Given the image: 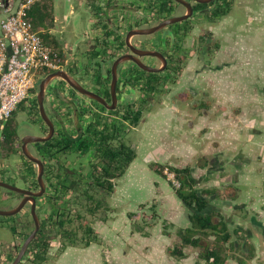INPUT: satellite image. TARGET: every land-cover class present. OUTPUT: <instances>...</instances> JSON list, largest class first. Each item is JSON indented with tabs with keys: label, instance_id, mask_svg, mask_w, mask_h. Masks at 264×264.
I'll return each mask as SVG.
<instances>
[{
	"label": "rangeland",
	"instance_id": "rangeland-1",
	"mask_svg": "<svg viewBox=\"0 0 264 264\" xmlns=\"http://www.w3.org/2000/svg\"><path fill=\"white\" fill-rule=\"evenodd\" d=\"M82 2L83 0H54V14L59 17V29H61L62 32L61 37L63 38L62 40H64L63 43L67 41L71 42L73 45H77V47L74 48V53L82 58V62H86L87 59L83 57V54L89 49L86 35L91 29L92 14L86 6H82ZM250 2L251 0H246L244 3H241V1L239 3L237 0L239 4H235L234 9L227 17L229 20L231 19L229 22H234L235 19V24H250L253 14H251L249 10L244 9L245 5L247 6ZM254 15L255 17L252 20L253 25L250 27L252 28L251 34H255L254 29L256 25L259 27L264 26V3L260 7H257V11H255ZM157 34L159 35L161 33H155V35ZM148 36L139 35L138 37L147 38ZM150 37H152V35ZM257 39L260 40L261 37H257L255 40L256 43L251 47L259 53L263 38L260 41ZM89 43L91 45H98L95 40ZM227 50L231 51V48H223L221 52L222 58H220L221 61H224L226 56L228 59L229 55L237 54L235 53V48L232 52H226ZM234 58L237 62L234 70L239 73L242 60L237 55H234ZM152 60L157 62L156 59L152 58ZM64 68L67 71L70 70L68 65ZM171 75L174 77H171L168 83L160 87L159 93L157 92L159 95L156 93V98L154 100H144V91L140 88L122 90V100L129 98V102H131L134 107V112L136 109L142 110V117L138 124L134 121H130L129 125L125 127L126 130L122 128V131L125 132L126 139L137 149L139 157L137 161L132 163L125 177L117 182V187L114 192L111 194L106 192L100 193L101 195L97 194V197L103 198L104 200V204L100 209L101 211L99 210L94 223L95 229L102 239L101 243L93 244L88 248L75 246V250H70L68 248L67 253L62 252L60 260L56 261L54 264H66L69 258L72 259L71 261L73 264H194L198 259L199 248H187L188 256L182 260H178L169 254L168 249L170 247L180 244L178 230L180 227L189 224L186 217L187 208L183 203L177 200L176 196H174V190L169 183L168 175L167 179L157 175L151 168L150 163L152 161H158L162 164L181 167L186 165L191 166L194 176L199 180L198 189L203 190L205 187L209 186L215 187L216 194L221 197L217 204L222 205L223 197L228 198L230 193L229 189L223 185L224 182L221 172L217 171V169L221 167L217 165L218 162L224 160V157H227V155L224 152L222 137L218 136L220 131L216 129L220 128V125H218L219 120L230 115V113L227 115L225 114L228 109L232 107L231 104L230 106L224 104L227 95L226 90H232V94L237 99H242L243 91L246 97H248L251 94L249 92L252 91L248 89L249 87L244 80L236 81V76V79H232L234 82L230 88V86L227 85L228 83L226 84V80H229V77H226L227 73L225 72L224 74V71L210 75L206 73L197 75L195 72L185 73V75L181 77L179 72L178 74L175 72ZM42 78L43 75L40 74L36 78V94L39 91ZM80 79L83 84L95 88V86H92L93 84L89 82L87 76L82 75ZM63 84L65 83L59 81V78H54L47 87L46 93H52V95H49V97L47 95L45 98V107L49 113L52 111L53 104L60 102V100L56 98L59 97L63 89ZM184 84L187 86L189 85V87L186 88V90H181V86ZM192 87L196 92L194 93L195 95L193 94V98H185L190 102L183 101V98L179 99V102H177V100L174 101V97H177L176 93L179 91H183V94L186 93V96H189L187 94H191L190 92L192 91L190 89ZM241 87L244 89L243 91ZM54 96H56V98L52 99ZM184 102H188V104H184ZM174 103L181 105L182 110H184L182 112L183 122L185 123L183 129H180V116H175L173 114L174 106L170 107V104L174 105ZM232 111H234V107H232ZM164 113L167 115H164ZM190 119H194V121L191 123ZM205 119L208 121L205 122ZM209 121H215L214 126L217 132L215 138H205L203 135L205 132L203 131H200L198 135L197 132L194 133L195 130L190 131L191 127L187 124L191 123L194 124L193 126H196V123L201 122V128L204 126L203 123L207 124ZM12 123L18 131V137L20 139H23L27 134L43 135L46 130L43 119L35 113L30 112L28 103H25L24 107L19 108L15 112ZM20 144L21 141L19 140L15 145L18 147ZM178 146L186 149V151L177 153ZM90 153L91 152L82 158L81 162L83 166H79V169L72 174L73 176H77L80 186H76L72 190L70 189L63 195L60 194L58 200H54L53 202L50 198L51 193L56 195L55 190L50 185L47 186L48 192L46 197H43L41 201L39 199L40 202L37 201L38 214L40 218L42 217L41 219L48 218L51 212L61 213L66 208L75 213L79 208V203L85 202L86 198L83 195V190L87 188V181L90 176L88 165L93 158L91 156L92 153ZM65 155L69 156L67 159L69 163H75V160L80 161V157H78V155L76 156L74 153ZM63 158L64 155L58 157L56 160L58 163H64L65 158ZM208 158L213 164L207 168H202L205 162L204 159ZM18 159L19 156L17 153H9L8 155L6 149L4 150L3 147V154L0 157V172L3 170L5 171V176H2L5 181H10V183L14 185L26 188L32 185V183L31 181L26 182L23 180L25 179L24 176H27V171L24 168H18ZM60 172L62 180H64L63 182L65 183V172H63V169H61ZM53 176L52 174L51 181L56 182L59 178L57 175ZM207 177L211 179L205 182V178ZM157 182L158 184L156 185ZM141 188H143V190L140 194L135 192L137 189ZM237 188L238 192L248 189L244 184H240ZM93 191H95V189L90 188V193ZM97 191L100 192V190ZM20 197V193L0 186V209L7 210L17 207L22 201ZM78 200H80V202ZM153 205L156 207L155 209L158 215L155 219L150 220L154 222L153 226H147L144 221H140L142 225H144L143 229L149 233L148 236H146L138 231V225L135 220L136 217H134L133 213L152 215ZM236 212L240 215L242 214L243 217L247 214L245 208H240V210L238 209ZM19 215L20 216H9L11 218L7 219V221L18 219L21 224L19 226V231H23L22 224L32 221L31 205H26ZM243 219L245 220V218ZM27 229L33 230L34 228L29 227ZM252 229L256 232H261V230H257L254 226H252ZM258 235L262 240V235L259 233ZM54 239L53 245H55V248L52 251L58 252L59 249L56 247L59 246V237L56 236ZM22 241L23 236L20 234L15 239L7 223L0 226L1 245L9 247L13 243L18 247ZM208 241H210V239L205 238L203 243H208ZM74 252L75 256L72 258L71 255H74ZM236 255L238 257H243L241 253H237ZM95 257H97V259H95ZM244 258L247 259L245 255ZM236 261V259L232 258L230 264H236ZM24 264L29 263L26 262Z\"/></svg>",
	"mask_w": 264,
	"mask_h": 264
},
{
	"label": "flooded vegetation",
	"instance_id": "flooded-vegetation-1",
	"mask_svg": "<svg viewBox=\"0 0 264 264\" xmlns=\"http://www.w3.org/2000/svg\"><path fill=\"white\" fill-rule=\"evenodd\" d=\"M186 1L190 2L193 8V13L190 17L183 21L169 24L157 32L148 34L149 36L146 35L148 36L147 38H141L138 37L141 34H134L130 37L128 34L134 29L155 27L167 19L183 16L189 12L188 7L178 0H83L82 6H86L92 14L91 29L86 35L89 49L83 54V57L87 59L86 62H82V58L74 53V48L77 47V45H73L71 42L67 41L63 43L64 40H62L63 38L61 37L62 32L61 29H59V17L54 14V0L42 1V3H49V11L45 18V24L39 27L36 26V28L40 33L42 31H48L50 36L59 42L61 49L66 52L67 64L65 63L64 67L68 65L70 69L68 72L85 88L98 93L105 100V103H102L97 99L91 98L70 86L62 78H59V81H63L65 84H63V89L59 97L56 98V96H54L52 99L56 98L60 100V102L53 104L51 113L46 109L47 114L55 124L53 137H84L88 134L87 128L92 122L100 123L98 128L99 131L107 126H113L114 123L120 124L122 122L121 125L123 128L124 126L127 127L133 118L130 117L132 119L129 120V118H125L124 114L126 109L130 107V112L133 116V105L129 102V98L122 100L121 93L122 90L125 89H142L145 84L144 80H141L136 87L128 83V81L139 76L141 77V75H143L145 80L151 77L150 74L155 76L158 75L162 84L159 86L163 87L168 83L171 77H174L171 74L175 72H177V74L179 72L180 77L185 75V73L194 72L197 75H202L204 73L210 75L224 71L225 74V63L220 60V58H222L221 52L226 46L231 47L236 43L237 46H239L240 38L243 35L241 27H238L240 25L235 24V19L234 22H229L231 19L229 20L227 17L234 9L235 4H239L240 1L244 3L246 0H238L239 3H237V0H232L231 2L230 0H211L210 2H200L199 0ZM228 1L232 4L230 10L224 15H216L215 12L219 10L222 5L225 6ZM167 2L168 4L166 5ZM263 3L264 0H251L250 4L248 3L247 6L245 5L244 9L248 7L257 11L256 7H260ZM104 6H108V8L102 11V7ZM254 17L255 15L253 14V18ZM158 32L161 34L155 35V33ZM151 35L152 37H150ZM50 40L52 41L51 38ZM94 40L98 45H91L89 43ZM138 51L143 54L141 55ZM150 51L156 54H146ZM96 52H98L97 55L95 54ZM121 57L125 60L121 61L117 67L118 100L114 103L111 93L113 77H111L110 81H108V78L110 73L112 76V68L115 61ZM152 58L156 59L157 62L152 60ZM138 60L152 68L163 69L159 72L149 71L138 65ZM90 65L94 66L90 68ZM64 67L60 69H65ZM55 71H50L47 74H43V76ZM82 75L87 76L89 82H91L93 84L92 86H95V88L83 84L80 79ZM236 78V81H239V73L236 74ZM188 87L189 85L187 86L184 84L181 86V90H186ZM190 90L192 92H190L191 94H187L189 96H186V93L183 94V91L176 93L177 97H174V101L177 100V102H179L178 100L181 98H183V101H189L186 99L193 98V94L196 93L193 87ZM107 91H110V96L106 93ZM156 93L150 96L143 94V98L144 100L148 98L149 101L154 100L156 98ZM158 93L157 95H159ZM47 95L49 97L52 93H46V96ZM184 104H188V102H184ZM121 109H123V112H118ZM40 118L42 117L40 116ZM44 124L46 125V130L43 135L40 136L49 134V127L45 121ZM122 137H125V132H123ZM117 140L118 139H114V144H116ZM20 141L21 144L18 147L21 150L19 149L17 152L19 156L17 160L18 168L25 169L26 165L32 166L38 173V164L31 161L23 153V139H20ZM37 143L39 142L29 143L28 146L32 154L42 159L45 163L44 179L47 183L52 180V174L54 176L59 174L54 171L55 169L60 171L61 169L66 170V167H68L69 171L73 170V172H75L79 169V166H83L81 160L84 156H87L89 152L92 153L91 156L93 157L89 162V167L90 163L96 161L95 156L98 158L97 154L95 155L94 148H92L87 152L84 150L72 152L80 157V161L75 160V163H69L67 161L69 156L63 154L65 158L64 163H58L56 159H58L59 155L54 157L52 150L50 152L51 154L46 153L47 156L45 158L41 156ZM72 153L70 152L68 154ZM28 161H31V164ZM55 172L56 175L54 174ZM65 175L68 174L65 173ZM36 181H38V176ZM26 188L35 191L39 190L29 187ZM20 195V198L23 200L25 194ZM26 205H31V202H28ZM33 246L34 245L29 246L19 264H24L26 262L29 264H37V262L34 261V255L31 251ZM54 246L55 245H50L46 253V260L39 264H54L56 261L60 260L62 252L67 253L68 247L61 251L62 245H59L56 247L59 251L53 252ZM21 247L22 245H18L17 247L13 243L9 247L0 244V264H11L18 255ZM34 253H38V251L35 250ZM11 255L14 256L12 260L9 258Z\"/></svg>",
	"mask_w": 264,
	"mask_h": 264
},
{
	"label": "trees",
	"instance_id": "trees-1",
	"mask_svg": "<svg viewBox=\"0 0 264 264\" xmlns=\"http://www.w3.org/2000/svg\"><path fill=\"white\" fill-rule=\"evenodd\" d=\"M231 1L232 0H230V2ZM231 5L232 4L228 1L226 5H222L220 9L215 12V14L224 15L228 10H230L232 7ZM49 6V3H39L31 12L32 19L37 27L43 26L45 24V18L48 15ZM107 8L108 6L102 7V11ZM41 35L45 41L52 43L59 49L60 57L58 61L61 64L65 62L67 60L66 52L61 49L59 42L55 38H52L48 31H42ZM95 54L97 55L98 52ZM93 66L94 65H90V68ZM49 72L50 71H47V73ZM150 75L151 77L146 78V80L143 75H141V77L139 76L135 79H132L128 81V83L133 85V87H136L137 84L141 82V80H144L145 84L142 90L144 91V94L150 96L160 90L159 85L161 84L158 75ZM111 77L112 76L110 73L108 81L111 80ZM36 92L37 91L34 89L32 91V97L23 101L19 105L18 109L24 107L25 103H28L30 112L41 116ZM106 93L110 96V91H107ZM147 101H149L148 98ZM122 110L123 109L118 112L121 113L123 112ZM124 116L125 118H129V120L133 118L132 120L138 124L142 117V110L136 109L132 116L130 107H128ZM12 118L13 116L7 121L3 131L5 136L3 147L4 150L6 149L8 155L9 153L15 154L20 149L15 145L17 141L20 140V138L18 137V131L15 125L12 123ZM121 123H114L113 126H107L103 130L99 131L98 128L100 123L92 122L87 128L88 134L84 137L54 136L49 141L37 143L39 146V153L44 158L47 156L46 153H50L51 150L53 151L52 154L55 157L58 155L62 156L63 154H68L70 152L72 153L83 150L87 152L92 148H94L95 155L97 154L98 156V158L95 156L96 161L90 163V176L88 177L89 179L87 181V188L83 190V195L86 198L85 202H80V200H78L80 202L79 208L75 213H73L71 210H67L68 208H66L61 213L51 212L48 218L42 219L41 229L38 232L36 238L31 243V245H34L31 251L34 255V261H36L37 264L43 263V261L46 260L48 248L50 245H53L55 240L54 238L56 236L59 237V245H62L61 251L70 246L89 247L92 244L101 243L102 239L96 231L94 223L99 210L104 204V200L103 198L97 197V194L101 195L100 193L103 192L111 194L114 192L115 188L117 187V182L125 177L132 163L137 161L139 157L137 149L133 147L131 142L126 139V137H122L123 126ZM125 127L126 126H124V128ZM114 139H118L116 144H114ZM204 160L205 162H202V168L211 166V160L209 158ZM28 162L31 164V161ZM150 164L154 172L165 179H167V174L165 172L166 168L175 174L176 179L180 182V187H175L172 181L169 180L170 185L174 190V195L179 199V202L183 203L187 208L186 217L189 224L187 226L180 227L178 230L180 244L170 247L168 249L169 254L178 260H182L188 256L187 248H199L200 251L198 254V259L194 264H230L231 259L234 257L233 250L236 245V243L233 242V238L241 237L242 231L238 227L231 226L229 221L226 220L223 212L213 208V203L217 202L221 198L216 194L215 187L209 186L205 187L203 190H199V180L194 176L192 172L193 169L189 165L180 167L177 165L162 164L158 161H152ZM217 165L222 166L221 164ZM25 170L27 171V176H24L25 179L23 180L26 182L31 181L32 183V185H30L31 187H28L39 189V183L36 181L37 171L33 169L32 166L30 167L27 165L25 166ZM54 171L60 173L57 175L59 179H57L56 182L50 181L47 183L46 181V185L53 187L56 193V195L51 193L50 200L52 202L54 200H58V196L60 194L63 195L70 189L72 190L74 187L80 186L78 178L72 175L73 170L69 171L68 167H66V170H63V172L68 174L64 177L66 179L65 183L63 182L64 180H62V175L60 172L61 170L59 171L58 169H55ZM217 171L221 172L222 174L221 167H219ZM56 172L54 173L55 175ZM2 176H5L4 170L0 172V179L5 180ZM210 179V177L205 178V182L209 181ZM90 188H94L95 191L90 193ZM97 190H100V192ZM47 192L48 190L42 197H39L37 201L40 202L43 197L45 198ZM155 208L156 207L153 205L152 215L133 213L134 217H136L135 220L136 224L138 225V231L142 232L146 236H148L149 233L143 229L144 225H142L140 221H144L145 225L147 224V226H153L154 222H151L150 220H153L158 216ZM18 216L20 215L18 214ZM9 218L11 217L0 215V226L7 223L8 227L13 232L15 239L19 234L23 236V241L20 244L22 245L25 239L31 233V230L27 228L34 227L35 223L33 221V217L31 216V222L22 224L23 231H19V226L21 224L18 219H15L14 221H7ZM205 238H209L210 241H208V243H203ZM35 250H37L38 253H34ZM13 257V255L9 256L10 260H12ZM238 260L243 264L244 260Z\"/></svg>",
	"mask_w": 264,
	"mask_h": 264
},
{
	"label": "crops",
	"instance_id": "crops-1",
	"mask_svg": "<svg viewBox=\"0 0 264 264\" xmlns=\"http://www.w3.org/2000/svg\"><path fill=\"white\" fill-rule=\"evenodd\" d=\"M246 9L251 14H255V9V11L248 7ZM253 19L252 17L250 24L243 23V25L239 26L243 33L239 46H237V43L233 44L230 47L231 51H226L232 52L235 48V53L237 54L234 55L239 56L242 60L239 69V81L244 80L246 82L248 89L252 91L249 92L251 94L246 97L244 89L241 87L243 91L242 99H237L232 94V90H226L227 95L224 104L229 106L231 104L234 107V111H232V107L228 109L225 114L230 113V115L219 120L218 125H220V128L216 129L214 126L215 121H209L207 124L203 123L204 126L201 128V122L196 123V126L191 124L194 119H190V124L187 123L191 127L190 131L195 130L194 133L197 132L198 135L200 131H203L205 132L203 135L207 139L216 137L217 132L215 129L220 131L218 136L222 137L223 148L227 157L223 155L225 156L224 160L218 162V164H222L223 185L229 189L230 196L228 198L223 197L222 205L217 204L220 199L213 203V208L223 212L229 224L240 228L242 231V233L240 232L241 237L233 238V242L236 243L233 250L235 257L233 258L237 260L236 264H242L238 259L244 260L243 264H264V26L259 27L256 25L255 34H251L252 28L250 27L253 25ZM259 36L263 39L261 50L258 53L251 46H254L255 40ZM257 40L260 41L259 39ZM234 55H229L228 59L226 56V60L224 59V70L227 73L226 77H229V80H226V84L228 83L227 85L230 88L234 82L232 79L238 74L234 70L237 63ZM173 106L174 115L180 116V123L182 124H180V129H183L185 123L183 122L182 112L184 110L177 103H174V105L170 104V107ZM164 115L167 114L164 113ZM206 121L208 120L205 119ZM184 151L186 149L178 146L177 153ZM240 184H244L248 189L238 192L237 187ZM142 190L143 188L137 189L135 192L140 194ZM177 200L179 201L178 198ZM240 208H245L248 216L245 215L243 217L242 214H238L236 210H240ZM252 226L257 230H261V232H256L252 229ZM258 233L262 235V240L258 237ZM68 248L75 250V246ZM237 253L243 254V257H238ZM244 255L247 259L244 258ZM71 256L74 258L75 252ZM71 260L69 258L66 264H73Z\"/></svg>",
	"mask_w": 264,
	"mask_h": 264
},
{
	"label": "built area",
	"instance_id": "built-area-1",
	"mask_svg": "<svg viewBox=\"0 0 264 264\" xmlns=\"http://www.w3.org/2000/svg\"><path fill=\"white\" fill-rule=\"evenodd\" d=\"M43 0H0V156L5 141L4 127L19 105L32 97L37 76L62 68L60 51L45 41L31 12ZM175 187L180 182L166 168Z\"/></svg>",
	"mask_w": 264,
	"mask_h": 264
},
{
	"label": "water",
	"instance_id": "water-1",
	"mask_svg": "<svg viewBox=\"0 0 264 264\" xmlns=\"http://www.w3.org/2000/svg\"><path fill=\"white\" fill-rule=\"evenodd\" d=\"M178 1L184 3L188 7L189 12L187 14L180 16V17H173V18L167 19L155 27L146 28V29H134V30L129 32L128 36L130 37L131 35H134V34L148 35V34L157 32L158 30H161L162 28H164L165 26H167L169 24H174L175 22H180V21H183V20L187 19L188 17H190L193 13V8H192L191 3L186 1V0H178ZM199 1L200 2H210L211 0H199ZM138 53H140L141 55L143 54L140 51H138ZM146 54H156V53L150 51V52H147ZM126 58H128V57H126ZM123 60H125V59L122 57L118 58L115 61L113 68H112V77L113 78H112V85H111V93H112V98H113L114 103H116L118 100V98H117V83H118L117 67H118V64ZM137 63L142 68L147 69L149 71L159 72L163 69V68H152L148 65H145L140 60H138ZM54 78H62L70 86L77 89L81 93H83V94H85L91 98L97 99L102 103H105V100L103 99V97L101 95H99L98 93H96L94 91H91V90L85 88L79 81H77L76 78H74L65 69H59L53 73H50L48 75L43 76V78L40 82L39 91L37 93V99H38V103H39V109H40L41 117L49 127V134L46 136L27 134L23 137V146H22L23 153L31 161L38 164L37 176H38L39 190L35 191L32 189L19 187V186L14 185L10 182H7L5 180L0 179V186L8 188L10 190H13L15 192H18L20 194H25V197L23 198V200L20 202V204L17 207L12 208V209H7V210L0 209V215L7 216V217L14 216V215L20 213L28 202H31V214L33 216V220L35 223L34 229L31 231L29 236L25 239L18 255L16 256L15 260L11 264H19L22 261L24 255L26 254V251L28 250V248L31 245V243L33 242V240L36 238V236H37V234L40 231L41 226H42V220H41V218L38 214V211H37V199L39 197H42L45 194V192L47 191V185H46V181L44 179L45 163L42 161V159H40L39 157L32 154L28 145H29V143L48 141L54 135L55 124L52 121V119L49 117V115L47 114L46 107H45V96H46L47 87H48L49 83L51 82V80Z\"/></svg>",
	"mask_w": 264,
	"mask_h": 264
},
{
	"label": "clouds",
	"instance_id": "clouds-1",
	"mask_svg": "<svg viewBox=\"0 0 264 264\" xmlns=\"http://www.w3.org/2000/svg\"><path fill=\"white\" fill-rule=\"evenodd\" d=\"M38 210V209H37ZM42 220V219H41Z\"/></svg>",
	"mask_w": 264,
	"mask_h": 264
}]
</instances>
